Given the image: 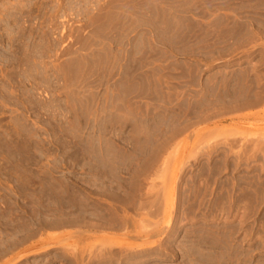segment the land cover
Instances as JSON below:
<instances>
[{
    "label": "rangeland",
    "instance_id": "374dc122",
    "mask_svg": "<svg viewBox=\"0 0 264 264\" xmlns=\"http://www.w3.org/2000/svg\"><path fill=\"white\" fill-rule=\"evenodd\" d=\"M0 264H264V0H0Z\"/></svg>",
    "mask_w": 264,
    "mask_h": 264
}]
</instances>
